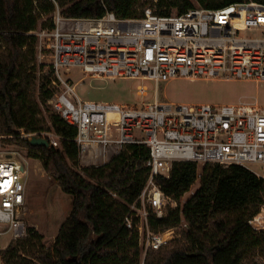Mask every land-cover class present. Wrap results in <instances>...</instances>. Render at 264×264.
I'll use <instances>...</instances> for the list:
<instances>
[{
  "label": "built area",
  "instance_id": "2783aa9c",
  "mask_svg": "<svg viewBox=\"0 0 264 264\" xmlns=\"http://www.w3.org/2000/svg\"><path fill=\"white\" fill-rule=\"evenodd\" d=\"M193 3L186 12L171 14L149 4L133 18H119L112 11L100 17H69L56 3L53 26L31 31L38 37L37 56L42 61L48 55L44 64L52 73L53 94L47 105L76 128L81 165L102 166L130 144L148 148L149 174L125 218L138 233L141 258L136 264H145L149 251L181 239L189 230L182 211L174 226L151 225L152 218L166 217L170 209L179 207L158 182L159 177H170L176 162L198 164L195 182L209 164L242 166L264 179V105L245 100L231 104L159 100L160 82L169 79L264 82V4L246 0L204 8ZM249 31L257 34L242 35ZM76 71L139 79L137 91L142 97L150 91L145 82H154L153 99L138 105L84 100L73 84ZM32 135L61 148L62 136L55 130L20 128L15 134L0 135V251L29 234L27 190L35 157L8 141ZM249 224L264 231V203Z\"/></svg>",
  "mask_w": 264,
  "mask_h": 264
},
{
  "label": "trees",
  "instance_id": "16d2710c",
  "mask_svg": "<svg viewBox=\"0 0 264 264\" xmlns=\"http://www.w3.org/2000/svg\"><path fill=\"white\" fill-rule=\"evenodd\" d=\"M246 0H197L204 8H219ZM264 4V0H253ZM193 0H0V135L17 129L55 130L61 148L34 146L27 139L9 143L27 148L45 172L73 197L72 211L52 245L29 227L26 238L0 251L4 264H136L138 233L125 223L130 204L141 194L149 174L148 148L130 144L102 166H82L75 141L77 130L44 109L53 92L50 80L39 82L28 68L37 52L39 28L52 27L56 3L65 16L100 17L107 11L119 18L142 15L155 4L162 14L183 13ZM198 176L195 162H176L170 177H159L163 191L179 202L166 217L152 218L154 229L174 226L183 218L189 230L174 246L149 251L145 264H244L252 255L264 260V231L249 221L264 203V179L245 167L205 165L200 187L184 203L182 197Z\"/></svg>",
  "mask_w": 264,
  "mask_h": 264
},
{
  "label": "rangeland",
  "instance_id": "374dc122",
  "mask_svg": "<svg viewBox=\"0 0 264 264\" xmlns=\"http://www.w3.org/2000/svg\"><path fill=\"white\" fill-rule=\"evenodd\" d=\"M193 1L198 4L197 0ZM256 34V31L242 33V35L248 36ZM47 60V54L42 61L37 54L28 59V68L35 76L37 83L52 79L50 69L44 64V61ZM74 76L73 84L77 83L75 85L76 92L84 100L138 105L142 100L153 99L154 82L151 81L145 82L150 91L148 96L142 97L137 91L138 86L142 83L139 79L98 77L86 75L80 71H76ZM64 77L69 78L71 75L64 74ZM158 95L159 100L174 104H231L245 100L257 101L258 104L264 105V82L175 78L160 82ZM44 109L50 110L48 105H45ZM256 170L262 172L259 167H256ZM200 185V180L195 182L191 189L184 194L181 202L190 198ZM72 201L73 197L64 192L58 182L45 172L42 162L37 158L33 159L27 190L28 210L25 218L28 227L35 228L42 235L47 246L53 244L61 225L70 215ZM174 245V242H171L168 248H172ZM0 264H4L1 257ZM244 264H264V260L260 255L254 254Z\"/></svg>",
  "mask_w": 264,
  "mask_h": 264
},
{
  "label": "water",
  "instance_id": "95a60500",
  "mask_svg": "<svg viewBox=\"0 0 264 264\" xmlns=\"http://www.w3.org/2000/svg\"><path fill=\"white\" fill-rule=\"evenodd\" d=\"M29 143L34 146H45L49 147V142L47 139L37 136V135H32L28 139Z\"/></svg>",
  "mask_w": 264,
  "mask_h": 264
},
{
  "label": "snow or ice",
  "instance_id": "6c2138e0",
  "mask_svg": "<svg viewBox=\"0 0 264 264\" xmlns=\"http://www.w3.org/2000/svg\"><path fill=\"white\" fill-rule=\"evenodd\" d=\"M9 183H10V181H9Z\"/></svg>",
  "mask_w": 264,
  "mask_h": 264
}]
</instances>
